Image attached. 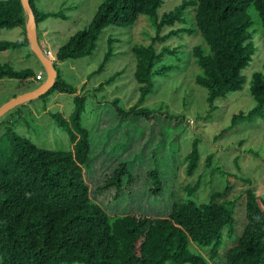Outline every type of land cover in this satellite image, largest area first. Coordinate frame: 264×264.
Listing matches in <instances>:
<instances>
[{
  "label": "trees",
  "instance_id": "1",
  "mask_svg": "<svg viewBox=\"0 0 264 264\" xmlns=\"http://www.w3.org/2000/svg\"><path fill=\"white\" fill-rule=\"evenodd\" d=\"M30 3L37 25L49 16L61 14L40 11L37 0ZM164 3L165 0H104L91 23L57 51L59 61L86 57L96 49L109 26L129 29L124 38L130 41L129 33L142 18L154 30L150 41L136 42L131 47L139 92L136 103L126 107L119 98L106 100L119 118L127 120L120 133L122 142L111 146L114 153L105 145H109L107 133L96 136L91 125H83L85 94L75 96V107L69 116L59 111L51 113L67 133V148L45 147L11 127L0 134V264H264V196L251 187L245 190L246 224L240 234L236 232L235 217L238 199H225V191H213L209 201L199 203L193 194L200 181L187 186L186 196L173 197L168 214L152 217L148 212H115L114 199L120 198L126 180L132 184L136 178L144 177L137 195L159 203L168 191L171 171L162 163L164 146L160 142L155 143L152 154L135 150L129 157L131 161L124 158L117 166L113 164L118 155H125L123 149L136 147V138L131 135L142 131L136 121L140 115L149 118L156 112L167 114L161 108L144 106V101L155 90L156 77L168 76L181 67L185 42H176L175 38L199 37L190 47V55L199 70L195 81L207 89L211 109L218 99L242 90L249 82L255 105L247 112L235 113L232 125L252 120L264 111V52L257 53L259 44L264 48V0H176L171 9H163ZM26 21L21 0H0V27L24 29L21 39H0V51L30 46ZM122 39L119 35L109 36L104 61L93 74L101 72L115 54L114 41ZM168 57L173 61H167ZM57 71L55 85L43 98L53 91L78 92ZM36 75L31 68L19 70L10 63H0V80H26ZM102 85L96 89H102ZM169 116L173 121L181 118ZM182 119L186 123V117ZM177 124L173 122L167 131L178 134ZM143 141L146 145L150 139ZM197 143L196 140L186 157L189 175L198 166ZM144 165L148 167L146 172H134ZM101 168L111 172L105 178L99 177L104 182L94 188L96 170ZM111 189L115 193L113 210L109 211L99 201L98 192ZM227 241L232 244L227 246ZM193 243L197 244L195 250ZM197 246L210 248V256ZM225 247L224 261L213 263Z\"/></svg>",
  "mask_w": 264,
  "mask_h": 264
},
{
  "label": "rangeland",
  "instance_id": "2",
  "mask_svg": "<svg viewBox=\"0 0 264 264\" xmlns=\"http://www.w3.org/2000/svg\"><path fill=\"white\" fill-rule=\"evenodd\" d=\"M103 1L37 0L40 11L61 13L39 22L37 27L39 43L43 50L53 51L54 64L60 71L61 78L77 87L78 92L72 94L53 91L46 98L41 96L14 107L0 117V134L11 127L37 144L51 149L67 148L69 146L67 133L57 124L51 113L59 111L69 116L75 107V96L85 94L83 125H91L97 132L96 136L102 132L107 133L110 139H107L109 145H105L109 146V149L114 144L122 142L120 133L125 129L127 120L119 118L114 108L107 106L106 100L119 98L126 107L136 103L139 92H136L137 82L133 75L135 57L131 47L136 42L150 41L154 30L148 21L142 18L135 24L129 33L130 41L126 39L128 35L124 34L129 29L109 26L101 34L96 49L90 55L66 61H59L57 58L59 47L91 23L98 6ZM175 1L165 0L163 9L173 8ZM112 34L119 35L123 39L114 41L115 54L101 72L93 74L104 61L105 52L108 49V38ZM23 36L24 29L21 26L0 27V39L18 40ZM174 40L185 42L186 53L182 55L181 67L168 76L156 77L155 90L144 101V106L153 109L161 108L167 111V114L156 112L149 118L140 115L136 121L142 131L131 135L136 138L134 140L137 141L136 147L132 149L131 145L123 149L125 155L123 157L118 155L113 164L117 166L120 160L129 158L135 150L152 154L155 143L160 142L159 144L164 146L162 147L164 148L162 163L171 171L167 185L168 191L159 203L158 200L152 201L146 195H137L136 189L143 184L144 177L136 178V182L133 181L132 184H128L126 180L127 186L120 194V198L114 199V202H117L115 212H148L152 217L168 214L172 208L173 197L179 199L186 196L187 186H193L200 181L198 189L193 194L199 203L209 201L213 191H225V199H238L235 217L236 232L240 234L246 224L245 190L251 187L264 196V111L256 114L252 120L247 119L232 125V117L235 113L247 112L255 105L254 98L249 93V82L242 90L231 92L226 97L218 99L214 108L211 109L207 101V89L195 81V74L199 70L190 55V47L198 42L199 37ZM259 47L257 53L263 54L264 48L261 44ZM168 60L173 61V58L168 57ZM0 63H10L19 70L31 68L36 73L39 70L44 72L42 80H36L35 77L26 80L15 78L0 80V106L16 95L37 88L47 80V73L42 62L30 46L0 51ZM118 72L122 73L108 82ZM101 84H103L102 89H96ZM169 114L179 115L181 118L173 121L169 119ZM182 116L186 117V123L183 122ZM173 122L178 123V134L174 130L167 131L168 126H172ZM169 134H172V137L167 136ZM144 139H150V142L152 139V142L145 145ZM196 140L199 162L194 173L189 175L186 171L189 160L186 157L193 149ZM129 160L131 161L130 158ZM140 169L146 172L148 167L138 166L134 172ZM101 170H96L97 178L95 177L94 181L96 185L91 183L94 188L104 182V180L99 181V177L105 178L111 172L106 168ZM224 172L227 174L225 175ZM228 180H230L229 183ZM98 193H100L98 197L101 204L112 211L115 189ZM231 244L232 242L227 241V246ZM195 245L197 244L193 243L191 246L193 250ZM196 248L206 256H210V248L201 249L198 246ZM226 249L225 247L219 250L220 255L216 258L217 261L213 260V263L224 261Z\"/></svg>",
  "mask_w": 264,
  "mask_h": 264
},
{
  "label": "water",
  "instance_id": "3",
  "mask_svg": "<svg viewBox=\"0 0 264 264\" xmlns=\"http://www.w3.org/2000/svg\"><path fill=\"white\" fill-rule=\"evenodd\" d=\"M21 2L25 14L27 16L26 31L30 42V47L32 51L37 55L39 60L42 62L47 73V80L37 88L16 95L5 103H3L0 106V117L6 114L11 109H13L14 107H16L17 105L41 97L42 95L47 93L55 85L58 76V71L54 65L53 60L44 54V50L42 49L39 43L36 15L31 6L30 0H21Z\"/></svg>",
  "mask_w": 264,
  "mask_h": 264
},
{
  "label": "built area",
  "instance_id": "4",
  "mask_svg": "<svg viewBox=\"0 0 264 264\" xmlns=\"http://www.w3.org/2000/svg\"><path fill=\"white\" fill-rule=\"evenodd\" d=\"M46 54L48 56H52V50H50V49L46 50ZM36 79L37 80H42L43 79V72H41V71L38 72L37 75H36Z\"/></svg>",
  "mask_w": 264,
  "mask_h": 264
},
{
  "label": "clouds",
  "instance_id": "5",
  "mask_svg": "<svg viewBox=\"0 0 264 264\" xmlns=\"http://www.w3.org/2000/svg\"><path fill=\"white\" fill-rule=\"evenodd\" d=\"M46 50H48V49H46ZM46 50H44V54L47 56V57H49V58H51L52 60H53V62L55 61V57H54V55H53V51H52V56H48L47 54H46ZM51 50V49H50ZM55 65V64H54ZM38 73V72H37ZM43 77H44V72H43ZM35 79H36V76H35ZM37 80V79H36ZM18 106V105H17Z\"/></svg>",
  "mask_w": 264,
  "mask_h": 264
},
{
  "label": "crops",
  "instance_id": "6",
  "mask_svg": "<svg viewBox=\"0 0 264 264\" xmlns=\"http://www.w3.org/2000/svg\"><path fill=\"white\" fill-rule=\"evenodd\" d=\"M40 71L43 72V70H39L38 72H40Z\"/></svg>",
  "mask_w": 264,
  "mask_h": 264
}]
</instances>
